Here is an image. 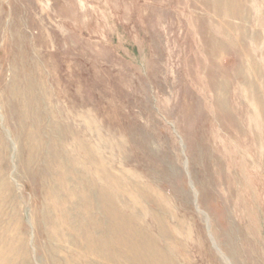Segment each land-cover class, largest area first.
I'll return each instance as SVG.
<instances>
[{
  "label": "rangeland",
  "instance_id": "374dc122",
  "mask_svg": "<svg viewBox=\"0 0 264 264\" xmlns=\"http://www.w3.org/2000/svg\"><path fill=\"white\" fill-rule=\"evenodd\" d=\"M0 264H264V0H0Z\"/></svg>",
  "mask_w": 264,
  "mask_h": 264
},
{
  "label": "bare ground",
  "instance_id": "6f19581e",
  "mask_svg": "<svg viewBox=\"0 0 264 264\" xmlns=\"http://www.w3.org/2000/svg\"><path fill=\"white\" fill-rule=\"evenodd\" d=\"M246 22V20H245ZM229 25V24H228ZM242 25V24H241ZM231 26V25H230ZM38 142V141H37ZM43 143V142H42ZM39 145V144H38ZM41 145V144H40ZM54 145V144H53ZM56 171V170H55ZM81 188V187H80ZM81 193V192H80ZM80 195V194H79ZM75 197V196H74ZM79 199V198H78ZM63 201V200H62ZM79 203V202H78ZM71 216V215H70ZM82 217V216H81Z\"/></svg>",
  "mask_w": 264,
  "mask_h": 264
}]
</instances>
